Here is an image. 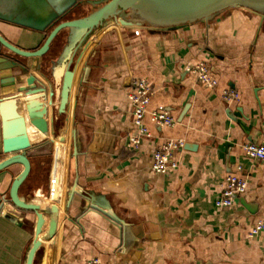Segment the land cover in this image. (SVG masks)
<instances>
[{
	"label": "crops",
	"instance_id": "crops-1",
	"mask_svg": "<svg viewBox=\"0 0 264 264\" xmlns=\"http://www.w3.org/2000/svg\"><path fill=\"white\" fill-rule=\"evenodd\" d=\"M57 7L55 0H0V35L34 51L56 25L47 17ZM63 45L47 64L50 51L21 62L0 46V56L19 65L0 70V162L28 156L31 172L19 198L46 202L65 216L33 264H264V232L249 237L264 221V164L242 149L264 140V16L230 8L168 31L109 22L56 83L51 66ZM197 63L213 70L215 89L186 72ZM9 78L13 83L2 82ZM133 79L151 86L147 112L166 111L176 125L157 128L147 115L151 138L129 149ZM226 89L238 100L223 102ZM167 139L183 140L187 148L176 153V169L155 176L151 153ZM21 172L13 165L0 173V264H25L36 238L37 214L9 202ZM230 174L247 181L246 192L232 207L217 208ZM47 225L43 216L41 234Z\"/></svg>",
	"mask_w": 264,
	"mask_h": 264
},
{
	"label": "water",
	"instance_id": "water-1",
	"mask_svg": "<svg viewBox=\"0 0 264 264\" xmlns=\"http://www.w3.org/2000/svg\"><path fill=\"white\" fill-rule=\"evenodd\" d=\"M230 8H242L264 16V0H73L70 9L59 10V7L51 13L47 19L56 25L46 36L42 45L34 50L20 49L0 35V46L15 57L22 59H40L51 49L58 36L65 32L64 45L57 59L52 62L51 72L54 80L58 76H66L73 58L78 50L93 34L100 32L109 22L125 28H141L150 31H168L193 23L208 22L221 12ZM87 9L86 15L61 21L70 14L71 10ZM42 31L43 29H35ZM19 65L11 58L0 56V70H12ZM14 79H4L3 83H13ZM62 97V90L58 91ZM65 141L63 136L59 142ZM187 147L184 146V149ZM76 155V151H74ZM13 165L22 166V172L16 176L9 188V202L16 209L23 212L35 213L38 216L36 238L32 241L26 255L25 264H33L34 258L41 246L53 238L59 226L65 220L57 208L46 202H26L19 198V189L31 172V161L24 153L16 154L0 162V173ZM75 194L73 189L69 195L68 204ZM2 206L0 207L1 210ZM94 209V208H92ZM103 216L121 225L108 211L98 210ZM45 216L48 225L44 234L40 232V224ZM129 237V235H128ZM129 240L131 238L129 237Z\"/></svg>",
	"mask_w": 264,
	"mask_h": 264
},
{
	"label": "built area",
	"instance_id": "built-area-1",
	"mask_svg": "<svg viewBox=\"0 0 264 264\" xmlns=\"http://www.w3.org/2000/svg\"><path fill=\"white\" fill-rule=\"evenodd\" d=\"M187 73L194 75L199 84L208 89H215L218 82L213 70L205 63H197L186 69ZM152 96V89L144 79L130 81L128 100L132 105V124L135 132L127 139V148H137L143 139H150L151 134L144 126V119L148 115L151 123L157 128H173L176 121L166 111L147 112V107ZM225 103L235 102L239 95L231 89L223 90L221 95ZM183 140L167 139L163 141L151 153V172L155 176L166 175L169 171L177 168L174 158L177 152L184 148ZM244 155L253 161L264 164V140L258 143H246L243 145ZM222 192L216 200V207L227 209L233 206L234 201L245 194L247 181L237 174L228 175L223 183ZM264 232V221L257 222L250 230L249 237L254 238ZM87 264H101L98 259L89 260Z\"/></svg>",
	"mask_w": 264,
	"mask_h": 264
},
{
	"label": "rangeland",
	"instance_id": "rangeland-1",
	"mask_svg": "<svg viewBox=\"0 0 264 264\" xmlns=\"http://www.w3.org/2000/svg\"><path fill=\"white\" fill-rule=\"evenodd\" d=\"M56 2V5L59 6V10L61 9H66L69 10L70 9V5L73 4V0H55ZM23 5H25V3H23ZM87 9H82V10H71L70 14H68L67 16L64 17L63 21H66V20H72V19H76V18H79V17H82L84 15H86L87 13ZM66 37V33L63 32L61 33L58 38L55 40V42L53 43L51 49H50V52L48 53V55H46V57L44 58L45 61L44 64H47L49 61L53 60V58L58 54L59 52V49H60V46H61V43L64 42V39ZM17 59H19L21 62H23V59L21 58H18V57H15ZM43 59V60H44ZM43 72V70L41 71ZM38 130V129H37ZM36 130V131H37ZM38 134V133H37ZM44 142H41L39 144H43ZM52 147V145H51ZM45 148L47 149V151L49 150L50 151V145H46ZM48 151V153H49Z\"/></svg>",
	"mask_w": 264,
	"mask_h": 264
}]
</instances>
